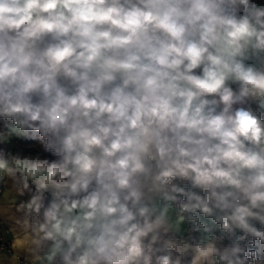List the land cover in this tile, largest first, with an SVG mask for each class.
Masks as SVG:
<instances>
[{
  "label": "clouds",
  "instance_id": "9594fccd",
  "mask_svg": "<svg viewBox=\"0 0 264 264\" xmlns=\"http://www.w3.org/2000/svg\"><path fill=\"white\" fill-rule=\"evenodd\" d=\"M0 200L8 264H264V0H0Z\"/></svg>",
  "mask_w": 264,
  "mask_h": 264
},
{
  "label": "crops",
  "instance_id": "0c3cea01",
  "mask_svg": "<svg viewBox=\"0 0 264 264\" xmlns=\"http://www.w3.org/2000/svg\"><path fill=\"white\" fill-rule=\"evenodd\" d=\"M0 206L7 207L6 202L0 200ZM3 228L5 229V238L9 241L10 249L8 251L0 250V264H8L9 259L12 256V249L11 245L13 242L14 237L19 239L22 237L23 233L19 232L18 229L12 228L11 231H9V228L11 226V221L6 218L5 222L2 223ZM19 247V246H18Z\"/></svg>",
  "mask_w": 264,
  "mask_h": 264
},
{
  "label": "built area",
  "instance_id": "2783aa9c",
  "mask_svg": "<svg viewBox=\"0 0 264 264\" xmlns=\"http://www.w3.org/2000/svg\"><path fill=\"white\" fill-rule=\"evenodd\" d=\"M5 229L2 226V223H0V250L8 251L10 249L9 241L5 238Z\"/></svg>",
  "mask_w": 264,
  "mask_h": 264
}]
</instances>
